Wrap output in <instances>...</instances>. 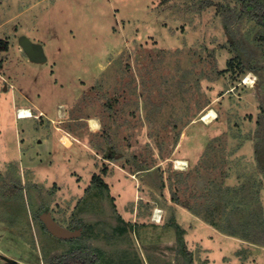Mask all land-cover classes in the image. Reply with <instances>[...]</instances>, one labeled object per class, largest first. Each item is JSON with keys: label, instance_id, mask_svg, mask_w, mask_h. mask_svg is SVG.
Masks as SVG:
<instances>
[{"label": "rangeland", "instance_id": "374dc122", "mask_svg": "<svg viewBox=\"0 0 264 264\" xmlns=\"http://www.w3.org/2000/svg\"><path fill=\"white\" fill-rule=\"evenodd\" d=\"M16 102L55 117L25 130L85 145H24ZM85 246L97 264H264V27L237 0H0V264Z\"/></svg>", "mask_w": 264, "mask_h": 264}, {"label": "crops", "instance_id": "0c3cea01", "mask_svg": "<svg viewBox=\"0 0 264 264\" xmlns=\"http://www.w3.org/2000/svg\"><path fill=\"white\" fill-rule=\"evenodd\" d=\"M16 106L14 107V117H15V121L16 122H24L25 123V126L23 127V137L24 136H27V134L29 135V139L28 140H25V141H23V139H21V143H23L24 145H26L29 141L31 142V141H35V143H36V145H40L41 146V148H42V150L43 151H45V152H53L54 151V149H55V145H58L59 147H61V146H63L66 150L67 149H71V146H72V149L71 150H75V148H76V150L77 151H80L81 150V145H79V143H82L80 140H78L77 138L78 137H74V135H72L69 131H68V134H65V133H63L59 128H57V130L56 131H54L53 133H51V135H50V137H49V135L48 134H44L43 135V133L45 132V130L44 129H41V128H37V129H32V128H30L29 130H25V128L26 127H29V125H31L33 122H37V121H35V119H23V120H17L16 119V110L18 109V108H25V109H31L32 111H33V113L35 114V115H37V114H39V113H43V115H45V116H47L49 119H51V120H54V116L52 115V113H50V110H48L44 105H40L39 103L38 104H36L34 107L33 106H30L29 104H27L26 106H25V104L24 105H22V106H24V107H21V106H19L18 104L19 103H17L16 102ZM36 107V108H35ZM35 109H37L38 110V112H37V110H35ZM56 113V112H55ZM58 115V114H57ZM57 115H56V117H57ZM60 115V116H59ZM59 117H63V106H60L59 107ZM41 120H43V118L41 119ZM40 120V121H41ZM90 119H87V122L89 121ZM36 128V127H35ZM100 130V129H99ZM62 132V133H61ZM94 132H96V131H94V130H92L91 128H90V126H89V133H94ZM43 135V136H42ZM65 136H68L69 137V139H70V143L71 144H69V145H67V144H65L64 142H63V138L65 137ZM73 138V139H72ZM62 143V144H61ZM82 144H84V143H82ZM85 145V144H84ZM62 147V149H61V151L64 149ZM40 148V147H39ZM85 151V150H84ZM86 152V151H85ZM110 162V161H109ZM111 171H113L112 169L110 170V172ZM110 176H113V175H110ZM109 182L110 183H112V186H110L109 185ZM105 183L107 184V185H109V189L112 191V189H114V186L115 187H117V189H119L118 188V182H112V180L110 179V177H106V181H105ZM112 194L117 198V199H119V197H121V195L119 194V192H116V193H113V191H112ZM153 214V213H152ZM163 219H164V217L162 218V221H163ZM151 223L152 224H160V223H158V222H156V221H154V220H152V215H151Z\"/></svg>", "mask_w": 264, "mask_h": 264}, {"label": "trees", "instance_id": "16d2710c", "mask_svg": "<svg viewBox=\"0 0 264 264\" xmlns=\"http://www.w3.org/2000/svg\"><path fill=\"white\" fill-rule=\"evenodd\" d=\"M241 4L242 11L246 13L251 20L256 19L259 24L264 27V1L262 0H237ZM98 179L99 185L109 190V187L101 181L99 177H94ZM259 225H253V233L257 232L261 227L262 223ZM75 226L74 228H76ZM72 241V240H71ZM53 264H97V255L89 247H79L66 253L58 258H56Z\"/></svg>", "mask_w": 264, "mask_h": 264}, {"label": "water", "instance_id": "95a60500", "mask_svg": "<svg viewBox=\"0 0 264 264\" xmlns=\"http://www.w3.org/2000/svg\"><path fill=\"white\" fill-rule=\"evenodd\" d=\"M22 47L26 50L27 54L31 57H39L37 52H33L32 43L30 40L25 39L21 42ZM35 50V49H34ZM41 220L44 222L47 230L56 238L62 240L75 239L81 235V230H71L60 225L52 216L51 213H44L41 215ZM15 264L17 261H13Z\"/></svg>", "mask_w": 264, "mask_h": 264}, {"label": "bare ground", "instance_id": "6f19581e", "mask_svg": "<svg viewBox=\"0 0 264 264\" xmlns=\"http://www.w3.org/2000/svg\"><path fill=\"white\" fill-rule=\"evenodd\" d=\"M255 79H256L255 76L251 74V76L246 78L244 83L246 85H250L251 86V84L254 83ZM214 119H215V113L213 111H211V112L203 115L201 121H203L206 124H211L214 121ZM88 122H89V126H90V128L92 130L98 131L100 129V124H99V122H98V120L96 118H90V120ZM62 140L67 145L71 144L70 143V139H69L68 136H65ZM176 166H177V168H176L177 170H184L183 167L185 166V163L180 162L179 160H177L176 161ZM158 213L159 214L156 216L155 221L159 223V222H161V219H160L161 218V214H160V211H158Z\"/></svg>", "mask_w": 264, "mask_h": 264}, {"label": "built area", "instance_id": "2783aa9c", "mask_svg": "<svg viewBox=\"0 0 264 264\" xmlns=\"http://www.w3.org/2000/svg\"><path fill=\"white\" fill-rule=\"evenodd\" d=\"M42 115H43V113H39L37 115H34V113H33V111L31 109L18 108L16 110V119L17 120L35 119V118L39 119ZM175 164H176V162H175ZM175 167H177V166H175ZM158 211H160V210H156L154 212V217L153 218H155L159 214ZM160 219L162 220V215H161Z\"/></svg>", "mask_w": 264, "mask_h": 264}]
</instances>
